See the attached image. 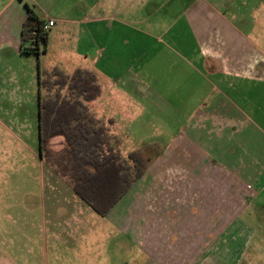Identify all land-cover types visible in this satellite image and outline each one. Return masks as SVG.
Instances as JSON below:
<instances>
[{
  "label": "crops",
  "instance_id": "1",
  "mask_svg": "<svg viewBox=\"0 0 264 264\" xmlns=\"http://www.w3.org/2000/svg\"><path fill=\"white\" fill-rule=\"evenodd\" d=\"M232 6L0 0V66L34 56L20 40L31 7L53 22L42 48L66 40L72 73L93 75L91 114L111 121V147L144 158L105 215L47 165L34 207L0 229V264H264V48L258 18ZM48 144L56 154L65 140Z\"/></svg>",
  "mask_w": 264,
  "mask_h": 264
},
{
  "label": "rangeland",
  "instance_id": "2",
  "mask_svg": "<svg viewBox=\"0 0 264 264\" xmlns=\"http://www.w3.org/2000/svg\"><path fill=\"white\" fill-rule=\"evenodd\" d=\"M225 1L234 5L232 9L243 13L242 15H245L247 19L258 18L254 26L261 34L262 48H264V0ZM213 2L222 4L223 0H213ZM62 41L57 37L52 43L53 47L50 46L47 49H43L42 43L39 42L38 52L34 53V56L14 58L9 62L10 68L0 66V229L5 226L9 230L8 225L14 227L15 215L34 207L35 179L42 173L45 176L48 175L47 171L50 173L46 160L39 154L38 93L40 92L41 99L46 102L57 101L53 103L54 107H61L60 104L64 98L67 101L70 99L71 102H75L76 99L81 100V96L69 92L67 84L62 82V77L72 75L71 67L74 62L72 56L63 54L61 49L63 45H66V40ZM37 67L40 69L43 82L40 90ZM80 102L86 105L88 111L93 112L90 100ZM42 108L44 114L45 108L44 106ZM138 112L139 109L136 108L134 113ZM149 119L150 123L157 126L161 124L158 119ZM102 123L110 132L111 121L102 120ZM110 138L109 143L114 144L112 136ZM54 146L56 148L55 144L52 147ZM49 147L47 138L46 148ZM113 152L119 158L127 156V153H121L118 150L113 149ZM59 153L61 151L52 153V156ZM40 159L43 161V166L40 165ZM81 205L91 213L93 212L89 206ZM120 235L119 240H123ZM102 240L103 246L109 242L105 231Z\"/></svg>",
  "mask_w": 264,
  "mask_h": 264
},
{
  "label": "trees",
  "instance_id": "3",
  "mask_svg": "<svg viewBox=\"0 0 264 264\" xmlns=\"http://www.w3.org/2000/svg\"><path fill=\"white\" fill-rule=\"evenodd\" d=\"M43 25L44 20L29 7V14L21 27L22 53L37 54L39 42L45 47L48 30L43 29ZM40 74L38 67L39 90L43 86ZM62 78L69 92L81 96L80 101L91 100L98 92L91 74L77 70L71 76ZM80 101L71 102L64 98L61 107H54L57 101L46 102L38 93L39 154L56 174L69 179L74 192L90 208L99 215H105L143 174L144 158L137 150L119 158L109 143L111 135L107 128L99 120H96L97 126L91 112ZM49 113L51 116L47 118ZM53 135H62L65 147L61 153L52 156L46 143L47 138Z\"/></svg>",
  "mask_w": 264,
  "mask_h": 264
},
{
  "label": "built area",
  "instance_id": "4",
  "mask_svg": "<svg viewBox=\"0 0 264 264\" xmlns=\"http://www.w3.org/2000/svg\"><path fill=\"white\" fill-rule=\"evenodd\" d=\"M53 24L52 21H48L46 24L43 25V29L48 30L49 27Z\"/></svg>",
  "mask_w": 264,
  "mask_h": 264
}]
</instances>
